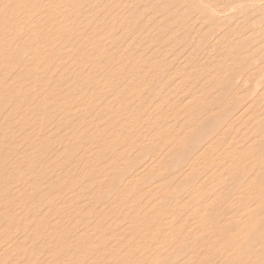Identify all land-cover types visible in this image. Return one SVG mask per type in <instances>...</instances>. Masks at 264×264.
I'll list each match as a JSON object with an SVG mask.
<instances>
[{
  "label": "rangeland",
  "instance_id": "rangeland-1",
  "mask_svg": "<svg viewBox=\"0 0 264 264\" xmlns=\"http://www.w3.org/2000/svg\"><path fill=\"white\" fill-rule=\"evenodd\" d=\"M0 118V264H264V0H0Z\"/></svg>",
  "mask_w": 264,
  "mask_h": 264
},
{
  "label": "bare ground",
  "instance_id": "bare-ground-1",
  "mask_svg": "<svg viewBox=\"0 0 264 264\" xmlns=\"http://www.w3.org/2000/svg\"><path fill=\"white\" fill-rule=\"evenodd\" d=\"M91 2H93V1H91ZM104 3V2H103ZM126 3V2H125ZM24 4V3H23ZM262 6V5H261ZM88 7V6H87ZM234 10H235V8H234ZM83 11V10H82ZM64 13V12H63ZM146 17V16H145ZM43 18V17H42ZM80 19V21H81V18H79ZM141 20V19H140ZM64 27V26H63ZM51 29V28H50ZM78 30V29H77ZM23 39V38H22ZM104 39V38H103ZM92 43V42H91ZM90 44V43H89ZM87 47V46H86ZM63 48H66V47H63ZM150 49V48H149ZM129 51V50H128ZM168 51V50H167ZM166 51V52H167ZM64 53V52H63ZM69 57V56H68ZM258 59V58H257ZM78 61V60H77ZM80 61H82V59L80 58ZM65 62V61H64ZM67 63V62H66ZM68 64H69V62H68ZM87 66V65H86ZM90 66V65H89ZM85 67V66H84ZM66 69V68H65ZM79 69V68H78ZM86 69V71H87V69L88 68H85ZM48 70V69H47ZM42 71V70H41ZM56 71V70H55ZM75 71V70H74ZM81 71V70H80ZM124 71V70H123ZM191 72V71H190ZM25 73V72H24ZM56 73V72H55ZM54 73V74H55ZM65 73V72H64ZM218 73V72H217ZM46 74H48V73H46ZM82 74V73H81ZM39 74L37 73V76H38ZM7 77V76H6ZM55 77V76H54ZM90 77V76H89ZM8 78V77H7ZM40 78V77H39ZM69 78H71V77H69ZM66 79V78H65ZM68 80H70V79H68ZM134 80V79H133ZM136 80V79H135ZM188 82V81H187ZM60 83V82H59ZM131 83V82H130ZM230 83V82H229ZM132 84V83H131ZM160 84V83H159ZM171 84V83H170ZM94 85V84H93ZM31 87V86H30ZM95 87H98V86H95ZM91 88V86L89 87V89ZM217 88V87H216ZM67 89V88H66ZM80 89H82V88H80ZM96 89V88H95ZM164 89H166L165 87H164ZM223 89V88H222ZM187 90H188V88H187ZM193 90V89H192ZM97 91V90H96ZM116 91V90H115ZM204 91V90H203ZM87 92V91H86ZM85 92V93H86ZM212 92V91H211ZM93 93V92H92ZM200 93V92H199ZM208 93V92H207ZM82 94V93H81ZM169 94V93H168ZM202 94V93H201ZM223 94V93H222ZM104 95V94H103ZM227 95H228V93H227ZM216 96V95H215ZM214 96V97H215ZM224 96V95H223ZM90 97H93V96H90ZM94 97H95V95H94ZM123 97V96H122ZM212 97H213V95H212ZM106 98V97H105ZM166 98V97H165ZM127 99V98H126ZM180 100V99H179ZM43 101V100H42ZM113 101V100H112ZM234 101V100H233ZM70 102V101H69ZM110 102V101H109ZM114 102V101H113ZM31 103H32V101H31ZM111 103V102H110ZM136 103V102H135ZM231 104V103H230ZM108 105H109V103H108ZM256 105V104H255ZM9 107V106H8ZM47 107H48V105H47ZM2 108V107H1ZM17 108V107H16ZM73 108V107H72ZM46 109V108H45ZM205 109V108H204ZM39 110V109H38ZM244 110V109H243ZM59 111V110H58ZM216 111V110H215ZM42 112H43V110H42ZM57 112V111H56ZM83 112V111H82ZM81 112V113H82ZM119 112V111H118ZM3 113H6V112H4L3 111ZM60 113V112H59ZM89 113H90V111H89ZM101 113V112H100ZM158 113V112H157ZM56 114V113H55ZM68 114H66V116H67ZM72 116H73V113L71 114ZM85 115V114H84ZM92 115V114H91ZM103 115V114H102ZM11 116V115H10ZM56 116V115H55ZM55 116H54V119H55ZM58 116H59V114H58ZM61 116V115H60ZM59 116V117H60ZM74 116H75V114H74ZM73 116V118H75ZM201 116H203V115H201ZM87 117V116H86ZM114 117V116H113ZM122 117V116H121ZM143 117H145V116H143ZM225 117V116H224ZM202 118V117H201ZM243 118V117H242ZM1 119V118H0ZM141 119V118H140ZM9 120H11V119H9ZM84 120H86V119H84ZM142 120V119H141ZM141 120H140V122H141ZM159 120V119H158ZM199 120V119H198ZM227 120V119H226ZM47 121V120H46ZM49 121V120H48ZM68 121H72V120H68ZM74 121V120H73ZM76 121V120H75ZM139 121V120H138ZM251 121H253V120H251ZM260 121V120H259ZM84 122V121H83ZM91 122V121H90ZM159 122V121H158ZM227 122V121H226ZM74 123V122H73ZM80 123H82V122H80ZM260 123V122H259ZM48 124H50V123H48ZM65 124V123H64ZM68 124V123H67ZM175 124V123H174ZM251 124V123H250ZM71 125V124H70ZM76 125V124H75ZM102 125V124H101ZM104 125V124H103ZM102 125V126H103ZM120 125V124H119ZM185 125V124H184ZM33 126V125H32ZM41 126V125H40ZM69 126V125H68ZM88 126V125H87ZM90 126V125H89ZM113 126V125H112ZM117 126V125H116ZM115 126V127H116ZM260 126V125H259ZM31 127V126H30ZM57 127V126H56ZM70 127V126H69ZM77 127H78V125H77ZM76 127V128H77ZM101 127V126H100ZM253 127V126H252ZM252 127H250V128H252ZM59 128H60V126H59ZM86 128V127H85ZM109 128V127H108ZM31 129V128H30ZM41 129V127L39 128V130ZM43 129V128H42ZM46 129V128H45ZM53 129V128H52ZM66 129V128H65ZM71 129H72V127H71ZM122 129V128H121ZM257 129V128H256ZM185 130V129H184ZM24 131V130H23ZM33 131V130H32ZM46 131H48V129L46 130ZM46 131H44V132H46ZM62 131V130H61ZM71 131V130H70ZM75 131V130H74ZM80 131V130H79ZM83 131V130H82ZM91 131V130H90ZM89 131V132H90ZM106 131V130H105ZM42 132V131H41ZM49 132V131H48ZM47 132V133H48ZM64 132V131H63ZM85 132V131H84ZM103 132V131H102ZM133 132H134V130H133ZM31 133V132H30ZM46 133V136H48V134ZM59 133V132H58ZM62 132H60V134H61ZM72 133V132H71ZM79 134H80V132H78ZM103 133H106V132H103ZM227 133V132H226ZM14 134V133H13ZM57 134V133H56ZM55 134V135H56ZM66 135H68L67 133H65ZM90 134V133H89ZM118 134H120V133H118ZM129 134V133H128ZM151 134V133H150ZM223 134V133H222ZM234 134V133H233ZM45 135V134H44ZM72 135V134H71ZM78 135V134H77ZM7 136H10V135H7ZM17 136V135H16ZM25 136V135H24ZM43 136V135H42ZM50 136H51V134H50ZM58 136H60V135H58ZM85 136V135H84ZM93 136H96V135H93ZM100 136V135H99ZM78 137H79V135H78ZM233 137V136H232ZM49 138V137H48ZM64 138H66V137H64ZM69 138V137H68ZM80 138V137H79ZM261 138H262V136H261ZM4 139V138H3ZM55 139V138H54ZM67 139V138H66ZM12 140V139H11ZM1 141V140H0ZM4 141V140H3ZM27 141V140H26ZM38 141V140H37ZM47 141V140H46ZM74 141V140H73ZM72 141V142H73ZM132 141V140H131ZM39 142V141H38ZM41 143H40V146H41V144H42V141H40ZM245 142V141H244ZM3 143V142H2ZM31 143V142H30ZM34 143H35V141H34ZM51 143V142H50ZM67 143V142H66ZM25 144V143H24ZM26 144H29V143H26ZM45 144V143H44ZM244 144V143H243ZM43 145V144H42ZM48 145H50V144H48ZM61 145V144H60ZM65 145H67V144H65ZM23 146V145H22ZM54 146V145H53ZM59 146V145H58ZM122 146H123V144H122ZM246 146V145H245ZM5 147H6V145H5ZM8 147V146H7ZM19 147V146H18ZM28 147V146H27ZM29 147H31V146H29ZM28 147V148H29ZM33 147H35V146H33ZM44 147V146H43ZM50 147V146H49ZM98 147V146H97ZM131 147V146H130ZM221 147V146H220ZM15 148V147H14ZM40 148H42V147H40ZM52 148V147H51ZM68 148H69V146H68ZM190 148V147H189ZM26 149V148H25ZM59 149V148H58ZM89 149H91V148H89ZM238 149V148H237ZM14 150V149H13ZM39 150H41V149H39ZM45 150H47V148L45 149ZM60 150V149H59ZM86 150V149H85ZM25 151V150H24ZM50 151V150H49ZM51 151H53V150H51ZM50 151V152H51ZM88 151V150H87ZM91 151V150H90ZM138 151V150H137ZM171 151V150H170ZM217 151V150H216ZM44 152V151H43ZM48 152V151H47ZM49 152V153H50ZM158 152V151H157ZM207 152V151H206ZM220 152V151H219ZM41 153V152H40ZM46 153V152H45ZM58 153V152H57ZM61 153V152H60ZM87 153V152H86ZM47 154V153H46ZM85 154V153H84ZM210 154V153H209ZM258 154V153H257ZM30 155V154H29ZM39 155V154H38ZM46 156V155H45ZM52 156V155H51ZM51 156L50 157H48L49 158V160H50V158H51ZM74 156V155H73ZM73 156H72V158H73ZM105 156H106V154H105ZM257 156V155H256ZM11 157V156H10ZM24 157V156H23ZM42 157V156H41ZM62 157V156H61ZM228 157V156H227ZM52 158H53V156H52ZM66 158H68V157H66ZM70 158V157H69ZM9 159V158H8ZM77 159V158H76ZM229 159H230V157H229ZM242 159V158H241ZM11 160V159H10ZM19 160V159H18ZM41 160H42V158H41ZM228 160V159H227ZM5 161V160H4ZM15 161V160H14ZM14 161H13V163H14ZM48 161V160H47ZM104 162H105V160H103ZM111 161V160H110ZM235 161H237V160H235ZM234 161V162H235ZM59 162V161H58ZM78 162V161H77ZM232 162V161H231ZM233 162V163H234ZM12 163V164H13ZM24 163V162H23ZM52 163V162H51ZM145 163H146V161H145ZM152 163V162H151ZM7 164V163H6ZM56 164V163H55ZM78 164V163H77ZM107 164V163H106ZM109 164V163H108ZM258 164V163H257ZM11 165V164H10ZM110 165V164H109ZM132 165H135V163L133 164V162H132ZM53 166V165H52ZM97 166V165H96ZM95 166V167H96ZM123 166V165H122ZM126 166V165H125ZM19 167V166H18ZM30 167V166H29ZM207 167V166H206ZM229 167V166H228ZM80 168V167H79ZM3 169V168H2ZM188 169V168H187ZM190 169V168H189ZM228 169V168H227ZM30 170V169H29ZM32 170V169H31ZM30 170V171H31ZM185 171V170H184ZM229 171V170H228ZM264 171V170H263ZM257 172V171H256ZM260 174V173H259ZM88 175V174H87ZM108 175V174H107ZM255 175V174H254ZM166 176V175H165ZM256 176V175H255ZM44 177V176H43ZM67 177V176H66ZM204 177V176H203ZM84 178V177H83ZM100 178V177H99ZM98 178V179H99ZM255 178V177H254ZM257 178V177H256ZM85 179V178H84ZM21 180H23L22 178H21ZM20 180V181H21ZM31 180V179H30ZM36 181H38V180H36ZM101 181V180H100ZM105 181V180H104ZM34 182V181H33ZM250 182V181H249ZM256 182V181H255ZM230 183V182H229ZM248 183V182H247ZM6 184V183H5ZM237 184V183H236ZM245 184V183H244ZM57 185V184H56ZM92 185V184H91ZM122 186H123V184H122ZM208 186V185H207ZM86 188V187H85ZM121 188V187H120ZM252 188V187H251ZM36 189V188H35ZM34 189V190H35ZM78 189V188H77ZM89 189V188H88ZM33 190V191H34ZM69 190V189H68ZM89 190H91V189H89ZM254 190V189H253ZM51 192V191H50ZM54 192V191H53ZM255 192V191H254ZM24 193V192H23ZM190 193H192V192H190ZM233 193V192H232ZM240 193V192H239ZM92 194V193H91ZM120 194V193H119ZM199 194V193H198ZM237 194V193H236ZM29 195V194H28ZM27 195V196H28ZM67 195V194H66ZM115 195V194H114ZM245 195V194H244ZM249 195V194H248ZM14 196V195H13ZM30 196V195H29ZM246 196V195H245ZM250 196V195H249ZM199 197V196H198ZM41 199V198H40ZM158 199V198H157ZM16 200H17V198H16ZM110 200V199H109ZM134 200V199H133ZM41 201V200H40ZM153 201V200H152ZM221 201V200H220ZM226 201V200H225ZM209 202V201H208ZM120 203H122V202H120ZM257 203V202H256ZM58 204H60V202L58 203ZM70 204V203H69ZM237 204V203H236ZM261 204V203H260ZM262 204H264V202L262 203ZM45 205H46V203H45ZM118 205V204H117ZM119 206V205H118ZM215 206V205H214ZM134 207V206H133ZM158 207V206H157ZM221 207V206H220ZM249 207V206H248ZM175 208V207H174ZM214 208V207H213ZM17 209V208H16ZM180 210V209H179ZM182 210V209H181ZM5 211V210H4ZM59 211V210H58ZM59 213V212H58ZM264 213V212H263ZM122 214V213H121ZM222 214V213H221ZM261 214V213H260ZM46 215V214H45ZM128 215H130V214H128ZM249 215V214H248ZM1 216V215H0ZM122 216V215H121ZM188 216V215H187ZM250 216V215H249ZM28 217V216H27ZM160 217V216H159ZM195 217V216H194ZM43 218V217H42ZM77 218H78V216H77ZM91 218V217H90ZM192 218V217H191ZM259 218V217H258ZM0 219H1V217H0ZM89 219V218H88ZM222 219V218H221ZM119 220V219H118ZM1 221V220H0ZM45 221V220H44ZM119 222V221H118ZM124 222V221H123ZM179 222V221H178ZM120 224V223H119ZM68 225V224H67ZM122 225V224H121ZM6 226H8V225H6ZM5 226V227H6ZM69 226V225H68ZM76 228H77V226H76ZM127 228V227H126ZM154 228V227H153ZM263 228V227H262ZM37 229H38V227H37ZM36 229V230H37ZM106 229V228H105ZM164 229V228H163ZM126 230V229H125ZM194 230V229H193ZM28 231V230H27ZM91 231V230H90ZM173 231V230H172ZM96 232V231H95ZM172 233V232H171ZM210 233V232H209ZM13 234V233H12ZM25 234H26V232H25ZM125 234V233H124ZM15 235H17V234H15ZM24 235V234H23ZM123 235V234H122ZM165 235V234H164ZM167 235V234H166ZM169 235V234H168ZM177 236V235H176ZM235 236V235H234ZM119 237V236H118ZM154 237V236H153ZM202 237V236H201ZM211 237V236H210ZM216 236H214L213 238H215ZM15 238V237H14ZM162 238V237H161ZM16 239V238H15ZM18 239V238H17ZM73 239V238H72ZM19 240H20V238H19ZM158 240V239H157ZM163 240V239H162ZM190 240V239H189ZM3 241V240H2ZM11 241H12V239H11ZM32 241V240H31ZM39 241V240H38ZM196 241V240H195ZM5 242H6V240H5ZM114 242V241H113ZM188 242V241H187ZM24 243V242H23ZM26 243V242H25ZM28 243V242H27ZM38 243V242H37ZM51 243V242H50ZM205 243V242H204ZM130 244V243H129ZM149 244V243H148ZM162 244V243H161ZM165 244V243H164ZM189 244V243H188ZM197 244V243H196ZM264 244V243H263ZM32 245V244H31ZM125 246V245H124ZM124 246H123V248H124ZM160 246V245H159ZM168 246V245H167ZM120 247H122V246H120ZM130 248H131V246H129ZM128 247V248H129ZM11 248V247H10ZM32 248V247H31ZM126 248V247H125ZM178 248V247H177ZM201 248V247H200ZM2 249V248H1ZM4 249V248H3ZM9 249V248H8ZM119 249V248H118ZM176 249V248H175ZM209 249V248H208ZM88 250V249H87ZM195 250H197V249H195ZM5 251H7V250H5ZM166 251V250H165ZM184 251V250H183ZM182 251V252H183ZM199 251V250H198ZM204 251V250H203ZM220 251V250H219ZM239 251V250H238ZM241 251V250H240ZM145 252V251H144ZM155 252V251H154ZM195 252H197V251H195ZM201 252V251H200ZM123 253H125V252H123ZM162 253V252H161ZM166 253V252H165ZM184 253V252H183ZM5 254V253H4ZM3 254V255H4ZM40 254V253H39ZM163 254V253H162ZM185 254V253H184ZM204 254H205V252H204ZM6 255V254H5ZM164 255V254H163ZM259 255H260V253H259ZM189 256V255H188ZM210 256V255H209ZM1 257V256H0ZM163 257V256H162ZM231 257H233V256H231ZM204 258V257H203ZM94 259V258H93ZM90 260V259H89ZM20 261V260H19ZM169 261V260H168ZM232 261V260H231ZM150 262V261H149ZM153 262V261H152ZM160 262V261H159ZM172 262V261H171ZM161 263V262H160ZM225 263V262H224ZM115 264V263H114ZM176 264V263H175Z\"/></svg>",
  "mask_w": 264,
  "mask_h": 264
}]
</instances>
